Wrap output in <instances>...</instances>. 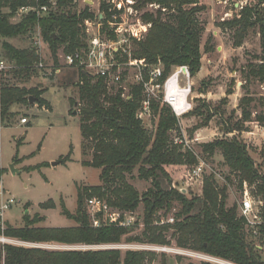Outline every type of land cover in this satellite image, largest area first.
I'll use <instances>...</instances> for the list:
<instances>
[{"label":"trees","instance_id":"trees-1","mask_svg":"<svg viewBox=\"0 0 264 264\" xmlns=\"http://www.w3.org/2000/svg\"><path fill=\"white\" fill-rule=\"evenodd\" d=\"M51 0H0V43L4 50L5 62L10 64L12 79L25 83L38 75V65L43 62L37 45L26 49L16 48L8 39L26 37L40 30L41 37L50 47L55 64L58 65L57 52L63 48L66 54H74L87 48V34L84 22L95 20L97 15L89 5L78 10L75 0H57L56 8L49 13L30 12L12 22L20 9L51 6ZM264 0L256 5L243 7L237 17L222 26L235 30L234 45L240 47L248 31L258 27L261 40L259 62L248 66L246 81L264 84ZM148 4L160 8L155 13H144L143 20L152 24L147 37L134 42L133 57L142 59L148 65L162 63L165 79L174 67H189L191 77L196 76L202 66L201 40L205 27L198 15L206 7L199 0H139L136 9L142 10ZM100 12L111 16L109 7L102 4ZM210 43L205 45V53L211 52ZM79 82L81 104L79 117L83 142L92 143V160L83 161V166L101 170V185L83 186L78 189L77 208L70 212L62 202V213L74 221L76 226L64 228L35 227V219L25 217V225L14 228L7 225L5 237L30 244H59L65 246H101L126 242L150 243L168 246L167 233L174 230L173 236L180 248L199 252L233 264H264L258 250L248 240L247 221L239 215L238 206L228 207L227 187H220L213 175L205 176L203 191L199 196L188 197L178 188L177 181L184 180L198 165L192 151L183 152V145H176L171 133H180L178 118L167 105L152 101L154 115L159 117L155 132L149 131L138 118V110L143 101V87L133 86L130 98L122 97V91L108 88L102 78L90 77L76 70ZM3 74V73H2ZM232 92H228L231 94ZM42 93L27 89L1 78L0 84V124L10 123L14 116L12 108L29 105L30 97L40 105L47 102ZM253 99L244 96L241 100L242 121L234 128H227L228 134L242 129L246 122H252L250 105ZM75 103V102H74ZM225 102L222 101V105ZM221 108H212L204 103L196 108L194 114L206 116L200 127H207ZM255 122L264 126V112L257 114ZM228 123V122H227ZM21 143H18L20 146ZM203 153L210 157L220 154L224 164L239 180V186L259 184L255 197L264 194V175L257 168L246 145L237 137L218 139L201 145ZM85 146L83 155L87 156ZM70 157L68 155L66 158ZM47 166L41 164L30 169L34 171ZM184 166V167H180ZM139 169L143 179L151 180L152 187L140 194L127 181V174ZM0 168V181L4 174ZM229 181L230 178L228 177ZM105 201L109 208L124 214L135 212L144 206V230L141 236L129 237L130 227L102 223L94 226L86 208L91 199ZM53 208L52 201H48ZM47 203V204H48ZM46 205H42L47 208ZM177 204L179 212L174 223H159V212H171ZM102 217L101 214H97ZM155 258L154 253L118 249H65L49 250L33 246L0 243V264H147ZM194 264V263H187ZM202 264H213L203 262Z\"/></svg>","mask_w":264,"mask_h":264},{"label":"rangeland","instance_id":"rangeland-1","mask_svg":"<svg viewBox=\"0 0 264 264\" xmlns=\"http://www.w3.org/2000/svg\"><path fill=\"white\" fill-rule=\"evenodd\" d=\"M88 1L91 3H88L87 0H78V10H82L85 5H89L91 11L97 15L104 0H101V2L99 0ZM222 2L226 3L220 4L217 0H199V5L206 7L198 15L199 20L205 27L201 40L203 65L205 67L213 66V69L207 76L199 78L197 77L198 73L196 76L191 77L193 90L191 96L192 111L178 119L181 134L177 131L171 133V138L175 144L180 139L183 141L176 144L183 145V152L192 151L198 159V165L199 162L203 163L204 174H202V178L193 177V179L191 178L192 174H190L184 180L177 181V183L178 188L183 190L188 197L199 196L203 191L204 177L213 175L220 187H227V205L228 207L237 205L240 216L243 215L242 203L247 198L246 190L255 200L261 202L258 205V218L257 220L252 219V226H247V233L250 244L256 247L261 259L264 260V194L259 197H255L254 194L257 192L259 184L253 186L245 184L241 188L238 178L234 174L231 175L230 168L224 164L223 157L220 154L210 157L203 153L201 146L218 139L237 137L246 145L250 156L256 162L257 168L264 175V126L255 122L257 114L264 112V84L255 80L247 82L245 78L249 71L248 66L259 62L258 57L261 55L259 29L253 27L248 31L243 40L241 54L228 55L226 59H222L221 55H218L216 51L217 39L213 33L216 27L220 28V35L225 38L227 43H233L234 45L236 41L235 30L224 28L222 25L237 17L243 7L256 5L257 0H222ZM205 3L211 4V8H208ZM236 4L238 6H235ZM124 5L129 10V4L126 0H124ZM262 7H264V3ZM158 9L150 8L147 5L139 10V17L143 23H149L143 20L144 13L157 14ZM227 12L229 16L225 15ZM127 13L129 15L128 11ZM133 17L131 14L130 20H133ZM223 18L225 20H222ZM19 19L20 16L18 15L16 18H12L11 21L15 23ZM209 23L211 29L207 31L206 28ZM151 28H148L149 31ZM40 37V30H36L26 37L8 39L7 41L16 48L26 49L32 46V40H35L34 42L43 62L49 67L56 66L60 68L61 72L59 74L46 75L45 72L40 70L38 75H34L28 82L23 83L20 80L15 81L12 79L10 64H6V70L0 73V84L3 77L14 85L26 87L27 89L35 88L42 93V99L47 102L45 105H40L35 100L34 103L29 105L15 106L11 110L14 116L10 123L0 124V168L5 171L0 181V187L4 188V201L9 197L15 199V203L5 212L6 225L14 228L23 227L25 217L31 220L35 219V227L64 228L76 226L74 221L63 215L62 202L70 212L74 213L77 208L79 187L102 184L100 169L83 166V161L92 160L93 146L90 141L83 142L81 134L79 117L81 104L79 90L76 86L79 82L78 72L68 67L64 59L60 57L65 53L63 48L57 52L58 65H56L49 45L43 42ZM207 42L210 43L213 49L212 54L205 58L204 48ZM132 48L134 50V45H132ZM4 53L0 43V61L7 60ZM208 61H211V64ZM159 64L163 65L162 63ZM201 75L202 73L199 76ZM228 92L232 93L228 94ZM244 96L253 99L250 105L253 114L252 122L244 123L241 131L236 130L228 134L226 132L227 128H234L238 122L241 123L242 121L240 104ZM222 101L225 102L224 105H222ZM157 102L161 101L157 100ZM204 103L214 109L219 107L221 110L212 117L207 127L196 129L202 124L206 116L196 115L194 111ZM161 104L164 105L162 102ZM158 120L159 117L153 115L151 118L143 120V123L149 131L155 132ZM18 143H21V145L18 146ZM83 146L88 151L87 156L83 155ZM68 155L70 157L66 158ZM12 164L17 170L16 174H13L11 170ZM41 164L47 166L30 171V169ZM228 177L230 178L229 181L227 180ZM126 178L140 194L145 193L152 187L151 180L143 179L138 168L131 174H127ZM48 201H52L53 208L49 207ZM105 203L104 201L103 204ZM46 204L47 208H44L42 205ZM86 208L94 224V214L92 208L88 206V201L86 202ZM109 209L111 213H121L112 208ZM178 212L179 207L177 204H174L173 209L168 214H165L164 211L159 212L160 225L173 224ZM106 216L107 214L98 217V220L104 223ZM125 217L131 221L130 228H132V232L129 237L141 236L144 230L143 204L132 214H125ZM173 233L174 230L172 229L167 233L168 240H170L168 246L138 242L129 243L124 239L120 244L111 245L88 247L51 243L43 244L42 248L49 250L118 249L123 256L129 250L154 253L155 258L147 264H202L203 262L233 264L203 253L180 248Z\"/></svg>","mask_w":264,"mask_h":264},{"label":"built area","instance_id":"built-area-1","mask_svg":"<svg viewBox=\"0 0 264 264\" xmlns=\"http://www.w3.org/2000/svg\"><path fill=\"white\" fill-rule=\"evenodd\" d=\"M99 1L101 2V0ZM126 1L129 4V10L124 5V0H104L103 3L109 7L112 14L106 17L99 12L95 20L90 19L84 22L87 48L76 51L74 54L65 53L61 57L68 67L82 71L90 77L102 78L108 88H114L116 91L121 90L124 98H130V90L133 86L141 85L144 98L137 115L142 121L154 115L152 101L157 100L170 107L174 115L181 119L188 115L193 108L191 102L193 90L189 67H174L168 76L163 79L165 75L164 65H148L144 60L133 57L132 45L134 42H140L146 38L149 32L148 28H151L152 24L142 22L139 17V10L136 9L138 1ZM75 2H78V0H75ZM87 2L89 1L87 0ZM56 3L57 0H51V6L46 5L41 8L25 7L19 10L18 15L22 16L30 12L49 13L56 8ZM148 6L150 8H160L156 4H148ZM131 14L134 16L133 20H130ZM121 15L122 17H120ZM40 39L42 40V37ZM6 64L5 61H0V73L6 70ZM38 68L46 75L61 72L60 68L56 66L49 67L44 62H41ZM182 142L180 139V141H176V144ZM203 168V163L199 162V165L194 167L191 178H202ZM3 190L4 188L0 187V243L42 248L43 246L39 244L23 243L4 236L3 232L7 227L5 212L15 203V199L9 197L4 201L5 193ZM245 194H247V198L242 203L243 215L241 216L246 219L248 226H252V219L257 220L258 218V205L261 202L255 200L247 190ZM88 206L92 208L94 226L96 227L102 225L101 221L98 220V213L102 216L107 214L104 223L116 224L121 227L131 226V221L125 217V214L124 218L121 219V213H111L109 206L106 203L103 204L99 199L89 200Z\"/></svg>","mask_w":264,"mask_h":264},{"label":"crops","instance_id":"crops-1","mask_svg":"<svg viewBox=\"0 0 264 264\" xmlns=\"http://www.w3.org/2000/svg\"><path fill=\"white\" fill-rule=\"evenodd\" d=\"M220 4H224L226 2H222V0H217ZM88 3H91L90 1ZM206 6H208V8H211V4H208V3H205ZM235 6H238L237 4ZM225 15L229 16V13H225ZM222 20H225L224 18ZM211 29V24L209 23L208 24V27L206 28L207 31H210ZM214 35L216 36V42H217V47H216V51L218 53V55H221L220 57L223 59V58H227V56H231V55H239L241 54V50L243 48V46H240V47H236L235 45H233V43H227L225 38L223 36L220 35V28L216 27L215 30L213 31ZM35 41V40H34ZM43 41V39H42ZM44 42V41H43ZM61 52V51H60ZM65 54V53H63ZM62 54V55H63ZM212 54V51L211 52H206V56L205 58L208 57V55H211ZM61 57V56H60ZM210 62L211 64V61H208ZM212 69H213V66H204L203 65V59H202V66H201V70L199 72V74L197 75V77H204V76H207L208 74H210L212 72ZM76 70V69H74ZM200 73H202L201 76ZM205 74V75H204Z\"/></svg>","mask_w":264,"mask_h":264},{"label":"water","instance_id":"water-1","mask_svg":"<svg viewBox=\"0 0 264 264\" xmlns=\"http://www.w3.org/2000/svg\"><path fill=\"white\" fill-rule=\"evenodd\" d=\"M35 100L36 99H34L33 97H30V103L31 104L34 103ZM75 114H77V113L75 112ZM54 165H55V163H54ZM11 170H12L13 174H16L17 173V170H16V168L14 167L13 164L11 165Z\"/></svg>","mask_w":264,"mask_h":264}]
</instances>
